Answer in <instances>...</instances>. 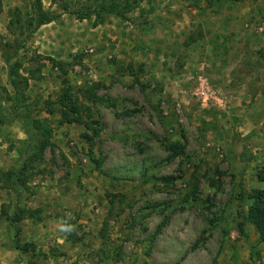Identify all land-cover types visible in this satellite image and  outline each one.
I'll list each match as a JSON object with an SVG mask.
<instances>
[{
  "label": "rangeland",
  "instance_id": "obj_1",
  "mask_svg": "<svg viewBox=\"0 0 264 264\" xmlns=\"http://www.w3.org/2000/svg\"><path fill=\"white\" fill-rule=\"evenodd\" d=\"M42 4L60 16L19 51L24 75L41 66L23 105H14L0 45V88L11 96L4 106L52 128L25 184L0 189V208L11 211L19 194L22 206L41 209L40 220L16 224L19 242L35 249H16L15 225L2 219L0 264H264L254 227L239 229L243 192L264 186L254 74L263 67L252 58L264 54V0H135L125 17L98 20ZM16 8L27 16L31 0H2L0 42L13 39ZM93 81L102 102L84 98ZM199 84L213 94L207 104ZM66 86L92 116L60 123L56 98ZM176 141L185 153L170 157L165 144ZM31 143L22 118L0 110V170L19 167L37 151ZM61 222L72 230L60 231Z\"/></svg>",
  "mask_w": 264,
  "mask_h": 264
},
{
  "label": "trees",
  "instance_id": "obj_2",
  "mask_svg": "<svg viewBox=\"0 0 264 264\" xmlns=\"http://www.w3.org/2000/svg\"><path fill=\"white\" fill-rule=\"evenodd\" d=\"M52 0L54 4L61 9V11L74 15L78 19H89L94 17L96 20L102 16H117L125 17L135 6V0ZM211 1V0H208ZM2 0H0L1 9ZM32 11L27 16L22 15L21 11L16 8L13 11L12 17L8 22V30L13 35L12 40H1V53L6 63L9 65L8 74L9 81L12 86L14 94V105L25 102V90L28 86L30 79H38L41 75V66L36 68H30L28 74L24 75L21 72L22 63L17 58L19 51L26 45L32 35L40 28V26L55 21L59 18L60 13L44 8L42 0H31ZM14 58V60H12ZM61 64L60 62H54V64ZM130 67V66H129ZM130 71H132L130 67ZM67 80H64L65 83ZM101 82L93 81L88 85L83 93L84 98L88 102H102L104 98L97 93V89L101 86ZM72 92L68 86L64 87L56 98L58 104L57 111L60 114V123L64 122H81L83 120L84 112L87 111L92 116V108L89 104L78 103L75 98L72 97ZM11 99V96L0 88V110L5 109L10 116L21 117L23 122L28 127V133L32 143L30 147L37 148L36 152L29 154L27 151L24 162L16 168L0 170V189L16 190L20 189L25 184L23 176L25 171H28L33 167L34 162L41 160V153L50 144L49 139L52 135V128L47 124V120L40 118H32L31 115L25 110L22 114L13 112L12 108L4 106V103ZM53 112V111H52ZM51 113V112H50ZM94 121V120H93ZM87 124V123H86ZM95 135L99 134V131L93 126L90 128ZM166 149L169 151L170 157H176L185 153V143L176 141L173 143L165 144ZM96 163H100L95 160ZM259 181L264 183V170H260L257 174ZM175 177L164 176L162 180L166 183L174 180ZM195 187L186 194L188 197H195ZM243 200L248 201L247 208L242 212V219L239 223V229L241 233H244V223L251 224L257 234V238L260 242L264 243V186L262 188L255 187L248 192H243ZM19 194H16V199L11 211L8 209V205L1 204L0 208V220L5 219L9 226L15 225V248L21 252H28L34 250L35 246L32 243L21 244L19 242L18 234L20 229L16 225L24 218H30L33 220H40L41 209L29 208L22 206L20 203ZM242 196V195H241ZM106 224L104 221L103 225ZM163 222L158 226V230L162 227ZM259 256V252H257Z\"/></svg>",
  "mask_w": 264,
  "mask_h": 264
},
{
  "label": "crops",
  "instance_id": "obj_3",
  "mask_svg": "<svg viewBox=\"0 0 264 264\" xmlns=\"http://www.w3.org/2000/svg\"><path fill=\"white\" fill-rule=\"evenodd\" d=\"M255 39V38H254ZM251 41L254 43V45H255V47H256V42H255V40H253V39H251ZM250 47V46H249ZM243 54H245V52H242V55ZM260 54V56H258L256 53H254V54H252V58H256V60H257V63H258V65H259V67L261 68V67H263V69H259L258 70V72H257V70H256V72H254V74H255V76H256V84L258 85V93H256V96L257 97H259V99H261L262 101L261 102H257L256 103V105L257 106H259V105H264V89L263 90H261L259 87H261V86H259L260 84H264V77H263V74H262V72H263V70H264V54H263V52L262 53H259ZM263 54V55H262ZM261 57V58H260ZM255 68V67H254ZM261 71V72H260ZM263 113H264V110H263Z\"/></svg>",
  "mask_w": 264,
  "mask_h": 264
},
{
  "label": "built area",
  "instance_id": "obj_4",
  "mask_svg": "<svg viewBox=\"0 0 264 264\" xmlns=\"http://www.w3.org/2000/svg\"><path fill=\"white\" fill-rule=\"evenodd\" d=\"M196 94L198 98L201 100V102L207 104L210 100V96L213 97V94L210 92L207 85L203 86L202 84H199L197 86Z\"/></svg>",
  "mask_w": 264,
  "mask_h": 264
},
{
  "label": "clouds",
  "instance_id": "obj_5",
  "mask_svg": "<svg viewBox=\"0 0 264 264\" xmlns=\"http://www.w3.org/2000/svg\"><path fill=\"white\" fill-rule=\"evenodd\" d=\"M72 230V226L69 224H66L65 222H61L60 224V231L62 232H69Z\"/></svg>",
  "mask_w": 264,
  "mask_h": 264
}]
</instances>
